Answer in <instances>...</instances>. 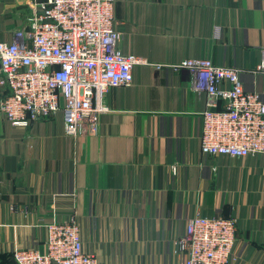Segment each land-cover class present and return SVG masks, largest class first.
<instances>
[{
    "label": "crops",
    "instance_id": "crops-1",
    "mask_svg": "<svg viewBox=\"0 0 264 264\" xmlns=\"http://www.w3.org/2000/svg\"><path fill=\"white\" fill-rule=\"evenodd\" d=\"M35 7L0 0V41ZM113 16L117 48L144 62L106 91L95 133L65 136L61 111L27 127L0 114V264L15 248L42 250L45 225L70 218L98 264H182L174 242L195 214L235 218L227 264H264V152L202 154L205 91L173 69L210 59L264 100V0H114Z\"/></svg>",
    "mask_w": 264,
    "mask_h": 264
},
{
    "label": "built area",
    "instance_id": "built-area-1",
    "mask_svg": "<svg viewBox=\"0 0 264 264\" xmlns=\"http://www.w3.org/2000/svg\"><path fill=\"white\" fill-rule=\"evenodd\" d=\"M27 24L10 42L0 41V114L15 127L62 112L63 133H95L109 88L129 85L144 60L117 48L114 0H33ZM173 69L191 72V87L205 91L200 152L243 157L264 152V100L244 90L238 70L207 58L181 60ZM256 71L264 73V48ZM228 84V86H224ZM174 167H172V171ZM44 248H15L12 264H98L83 250L73 218L45 225ZM234 217L195 214L174 242L182 264H227L235 243Z\"/></svg>",
    "mask_w": 264,
    "mask_h": 264
},
{
    "label": "trees",
    "instance_id": "trees-1",
    "mask_svg": "<svg viewBox=\"0 0 264 264\" xmlns=\"http://www.w3.org/2000/svg\"><path fill=\"white\" fill-rule=\"evenodd\" d=\"M11 257H12V254H11Z\"/></svg>",
    "mask_w": 264,
    "mask_h": 264
}]
</instances>
